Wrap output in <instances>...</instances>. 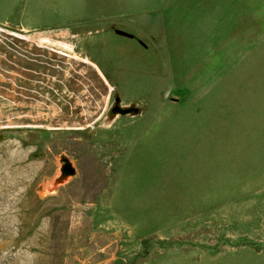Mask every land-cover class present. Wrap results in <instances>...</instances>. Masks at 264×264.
Instances as JSON below:
<instances>
[{"label": "rangeland", "instance_id": "1", "mask_svg": "<svg viewBox=\"0 0 264 264\" xmlns=\"http://www.w3.org/2000/svg\"><path fill=\"white\" fill-rule=\"evenodd\" d=\"M73 4L0 25V264H264V0Z\"/></svg>", "mask_w": 264, "mask_h": 264}, {"label": "crops", "instance_id": "2", "mask_svg": "<svg viewBox=\"0 0 264 264\" xmlns=\"http://www.w3.org/2000/svg\"><path fill=\"white\" fill-rule=\"evenodd\" d=\"M73 0H0V25L23 31L47 30L75 12Z\"/></svg>", "mask_w": 264, "mask_h": 264}, {"label": "water", "instance_id": "3", "mask_svg": "<svg viewBox=\"0 0 264 264\" xmlns=\"http://www.w3.org/2000/svg\"><path fill=\"white\" fill-rule=\"evenodd\" d=\"M116 103L118 104L119 103V99L116 98ZM132 110H121L120 108H118L117 106L113 109V112L115 113H118V114H121V115H125L127 113H130ZM63 172L64 173H67V174H70V175H73L74 174V170L71 168L70 165H66L64 168H63Z\"/></svg>", "mask_w": 264, "mask_h": 264}]
</instances>
